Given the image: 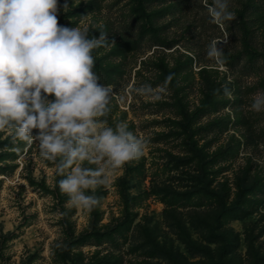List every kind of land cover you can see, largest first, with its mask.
Listing matches in <instances>:
<instances>
[{
    "label": "rangeland",
    "instance_id": "rangeland-1",
    "mask_svg": "<svg viewBox=\"0 0 264 264\" xmlns=\"http://www.w3.org/2000/svg\"><path fill=\"white\" fill-rule=\"evenodd\" d=\"M171 2L58 0L60 25L106 36L93 71L112 87L111 111L97 119L125 122L147 143L106 184L84 190L100 201L89 211L61 191V157L0 131V264H264V111L251 109L264 93V10L253 65L244 54L222 68L210 46L241 50L239 30L214 26L210 5ZM195 18L205 20L202 36Z\"/></svg>",
    "mask_w": 264,
    "mask_h": 264
},
{
    "label": "clouds",
    "instance_id": "clouds-1",
    "mask_svg": "<svg viewBox=\"0 0 264 264\" xmlns=\"http://www.w3.org/2000/svg\"><path fill=\"white\" fill-rule=\"evenodd\" d=\"M228 8V0H213L209 8L213 22L234 19ZM59 10L58 0H0V131L15 129L16 137L29 145L38 141L47 160L61 157L57 164L64 175L61 191L73 206L91 211L100 201L84 190L95 192L113 170L138 160L147 141L129 131L125 122L113 128L107 120L97 119L111 111L112 87L100 83L93 71L92 51L106 36L90 38L87 27L60 25ZM209 56L223 68L216 42ZM138 91L153 90L144 86ZM165 91L158 89L153 99ZM225 95L231 98L227 88ZM251 109L264 111V93L253 98ZM85 160L99 167L77 163Z\"/></svg>",
    "mask_w": 264,
    "mask_h": 264
},
{
    "label": "trees",
    "instance_id": "trees-1",
    "mask_svg": "<svg viewBox=\"0 0 264 264\" xmlns=\"http://www.w3.org/2000/svg\"><path fill=\"white\" fill-rule=\"evenodd\" d=\"M172 2L170 3L171 5L167 8H171L172 6H177L179 4L182 8H187L189 4L192 3V5H198L201 8L207 9L208 6L210 5L213 6V0H171ZM229 8L228 10L234 14V19L232 20H225L222 23H220L225 31H231L235 28L239 30L240 33V38L242 39L243 43V48L241 50H237L234 52H229L227 49L222 48L220 49L222 51V58L224 59L225 62L230 63L233 59L239 58L241 55L246 56L249 58V61L254 58V56L259 55V51L257 49V46L255 42L252 41V37L254 36V31L255 24L256 22L259 21L260 15L263 14L261 8L264 10V0H228ZM169 5V4H168ZM194 5V6H195ZM145 8H143L144 10ZM135 11V8L133 9ZM259 12V13H258ZM142 14V13H139ZM207 18L211 20V23L214 26H217V23L213 22V18L211 17L210 14H207ZM194 26L200 31V36L202 34H205V29H204V23L205 20L196 19L195 18ZM192 23H188L186 25V29L189 30ZM254 25V26H253ZM140 32L138 35L142 36L144 35L148 29L140 28ZM256 34V33H255ZM123 37L128 40L131 39L129 34H124L122 33ZM158 41L154 44H159V45H165L166 47H170L173 42L169 41V39L165 37H159L155 36ZM188 46V49L190 50H195L193 46ZM256 46V47H255ZM250 63L253 65V62L250 61ZM264 84V80L262 81Z\"/></svg>",
    "mask_w": 264,
    "mask_h": 264
}]
</instances>
